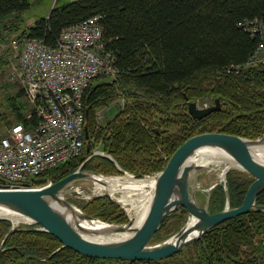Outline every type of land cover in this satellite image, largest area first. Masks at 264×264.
<instances>
[{"label":"trees","instance_id":"obj_1","mask_svg":"<svg viewBox=\"0 0 264 264\" xmlns=\"http://www.w3.org/2000/svg\"><path fill=\"white\" fill-rule=\"evenodd\" d=\"M29 7L30 0H0V20L18 18ZM95 16L116 74L107 83L91 85L84 95L88 138L83 155L49 171L46 178L57 181L81 165L103 175L121 174L119 167L143 177L162 171L178 147L195 135L257 139L264 134V69L247 65L259 42L249 29L261 24L264 30V0H57L18 38L55 47L63 29ZM22 96L20 91L9 98L17 121L27 114L16 101ZM205 99H218L220 110L193 119L187 103ZM118 100L124 101L119 111L100 124L98 108ZM98 148L111 160L91 156ZM252 182L245 172L227 171L225 183L211 190L209 212L222 211L226 196L230 208L240 206ZM256 203L264 206V192ZM79 207L104 223L128 222L120 206L105 196ZM185 215L179 209L165 219L152 242L176 232ZM35 227L9 232L10 222L0 219V264H264L262 211L225 221L202 240L157 262L83 256Z\"/></svg>","mask_w":264,"mask_h":264},{"label":"water","instance_id":"obj_2","mask_svg":"<svg viewBox=\"0 0 264 264\" xmlns=\"http://www.w3.org/2000/svg\"><path fill=\"white\" fill-rule=\"evenodd\" d=\"M219 110L218 99L207 108H197L195 102L187 103L188 114L196 120ZM84 135L87 145V109ZM255 147H264V134L257 139H247L222 133H205L186 140L172 154L164 169L151 178L153 186L149 203L145 216L137 227L134 226L133 220H129L126 224L116 226L104 223L105 228L94 230L95 232L86 228L91 227V223L100 221L85 214L64 198L66 194L74 193L68 190L74 182H93L92 178L102 177L98 173L82 169L37 188L27 185L11 187L1 181L0 210L27 219L30 224L36 226V230L54 236L62 247L83 256L126 262H157L174 256L195 241L202 240L208 230L225 221L251 212H264V206L256 203L257 196L264 192V163L254 157L255 152L252 154ZM204 149L225 153L237 164L238 169L253 178L240 206L230 208L226 196L224 209L210 213L208 204L211 192L208 193L204 205L197 203V187L192 186L191 174L201 171L203 166L188 165L187 161L197 151ZM118 171L125 173L119 168ZM221 181L225 182V179ZM105 197L118 205L110 195L106 194ZM179 209L186 211L185 225L169 239L152 244L153 237L163 221ZM14 229L12 224L9 232ZM118 234L127 236L117 240L113 238Z\"/></svg>","mask_w":264,"mask_h":264},{"label":"built area","instance_id":"obj_3","mask_svg":"<svg viewBox=\"0 0 264 264\" xmlns=\"http://www.w3.org/2000/svg\"><path fill=\"white\" fill-rule=\"evenodd\" d=\"M249 32L258 34L259 42L247 65L264 69L263 27ZM19 41L12 45L18 62L10 80L21 83L30 110L0 135V183L37 188L51 183L48 171L83 155L84 95L96 78H113L116 68L96 16L63 29L55 47Z\"/></svg>","mask_w":264,"mask_h":264},{"label":"rangeland","instance_id":"obj_4","mask_svg":"<svg viewBox=\"0 0 264 264\" xmlns=\"http://www.w3.org/2000/svg\"><path fill=\"white\" fill-rule=\"evenodd\" d=\"M56 1L57 0H30L29 9L25 11L24 13H22L18 18H15V16H11L4 20H0V135H2L6 131L8 126L16 122L15 115L13 111L11 110V107L9 104L10 103L9 98L15 96L20 91H22L23 93L22 85L19 81H17L18 79L15 78V80H10V74L13 72V69L17 65V62H18V58H17L18 50L16 49L14 51L12 48V45L14 42L20 43L19 40L21 39H19L18 37H20L22 31L25 30L28 26H31L35 20L45 17L48 14L51 7L54 6ZM109 81H110L109 78H97L94 81L93 85H99V84L107 83ZM16 101H17V104L24 105V109H22L23 114L28 113V110H27L28 104L26 103L24 96L17 97ZM123 102H124L123 100H118L117 102L112 103L110 106L106 108L99 107L98 108L99 115L96 116V119L98 120V122L100 124H104L106 121L111 119L119 111ZM195 103L197 107L199 108H204V106L209 107L208 105L213 104L212 101L208 99H205L202 101L201 100L196 101ZM98 152H100L101 154L103 153L101 152L100 148H98L92 152L91 156H98L97 154ZM106 156L107 157H104V156L102 157L109 158L111 160V158L108 155ZM223 158L227 159V156L223 157L221 155L211 153L210 156L207 157V159L212 160V161H216L217 159L223 160ZM195 159H198V157L196 156ZM226 167L227 166L224 164H219V165L209 164L206 167H203L201 171H194L191 174L192 186L197 187L195 191V197L199 205L202 206L205 204L206 199L208 197V193L211 192V188L213 186L215 187L218 184L223 185V183L220 181L221 179L219 177V174L224 172L223 179H225V172L227 173V171H230V170L241 171L238 168L225 169ZM118 168L119 167H117V170ZM157 173H154L152 175H146L143 177H135L128 172L117 174V175H103V174H99V175H101L103 178H113V177L121 178L125 175H130L132 176L133 179H136V180H148V179H151ZM68 190L74 193L66 194L64 198L66 201L76 206L77 208H80L79 207L80 205L90 201L93 197L106 196L107 194L102 191L92 193L95 190L94 182L89 181V180H78L74 182ZM120 196H121L120 192L115 193L112 199L116 203H118L120 208L125 212V214L127 215L128 221L133 220L134 219V213H133L134 209L131 208L132 206L130 203L120 201L121 199ZM134 197L135 196H132V198ZM8 221L10 222L11 227H12V222L10 220ZM100 222L104 223L103 221H100ZM186 222H187V215H185L183 218H181L180 221H178L179 226L176 232H174V230H171L170 228H166V229H170L172 232L167 233V234L163 233L162 234V237L164 238L163 241L169 239L175 233H177L185 225ZM106 224L111 225V226L122 225V224H111V223H106ZM32 226L34 225L30 223H20L15 227L16 228L18 227L19 228H28V227L31 228ZM160 242H157V243H160ZM157 243L152 242V244H157ZM0 245L2 247V241L0 242Z\"/></svg>","mask_w":264,"mask_h":264},{"label":"bare ground","instance_id":"obj_5","mask_svg":"<svg viewBox=\"0 0 264 264\" xmlns=\"http://www.w3.org/2000/svg\"><path fill=\"white\" fill-rule=\"evenodd\" d=\"M98 78H104V77H98ZM27 107H28V105H27ZM28 108L30 110V107H28ZM254 152L256 153L255 155H254ZM211 153L218 154V155H221L223 157L227 156V159H225V158H223V160L217 159L216 161L209 160V159H207V157H209ZM252 154L254 155V157L256 159H258L259 161L264 163V147L253 148ZM195 156H197L198 159H195ZM187 164L188 165H199V166H203V167H206L209 164H216V165L224 164L227 166L225 169L238 168L237 164L234 161H232L228 155H226L225 153H223L221 151H215L214 152L213 149H204L201 151H197L196 154L193 155L187 161ZM78 169H83L82 165ZM48 172H47V174H48ZM223 175H224V172L219 174V177L221 180L223 179ZM47 179H49V178H47ZM92 180L94 182V188H95L94 192H92V193L102 191V192L107 193L111 197H113L115 193L120 192L121 193L120 201L130 203L132 206L131 208L134 209V211H133V213H134V219H133L134 226L137 227L141 223L142 219L145 216L147 206L149 203L150 192H151V189L153 186L152 179L136 180V179H133L132 176H130V175H125L121 178H118V177H113V178L96 177L95 178L94 177V178H92ZM51 182H55V181H51ZM99 195H101V194H99ZM132 196H135V197L132 198ZM55 206H57V205H55ZM57 207H59V206H57ZM0 218L9 219L12 222L14 228H16L15 226H17L20 223H29V221L27 219L20 217L18 215H13V214L6 212V211H3V210H0ZM86 228L89 230H93V232H95L94 230L104 229L105 226H104V223L102 224V222H94V223H91V227H89V228L86 227ZM126 236H127V234H118V235L113 236V238H115L117 240L120 238H125Z\"/></svg>","mask_w":264,"mask_h":264}]
</instances>
